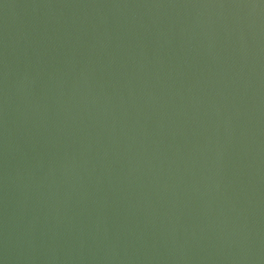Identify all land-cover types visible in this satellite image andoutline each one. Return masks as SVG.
<instances>
[{
	"label": "water",
	"instance_id": "water-1",
	"mask_svg": "<svg viewBox=\"0 0 264 264\" xmlns=\"http://www.w3.org/2000/svg\"><path fill=\"white\" fill-rule=\"evenodd\" d=\"M0 264H264V0H0Z\"/></svg>",
	"mask_w": 264,
	"mask_h": 264
}]
</instances>
